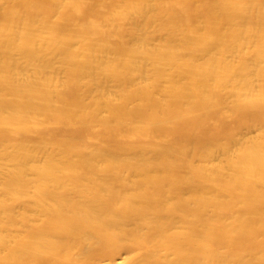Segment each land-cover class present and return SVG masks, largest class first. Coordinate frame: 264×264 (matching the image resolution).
I'll return each mask as SVG.
<instances>
[{
  "label": "bare ground",
  "instance_id": "1",
  "mask_svg": "<svg viewBox=\"0 0 264 264\" xmlns=\"http://www.w3.org/2000/svg\"><path fill=\"white\" fill-rule=\"evenodd\" d=\"M0 264H264V0H0Z\"/></svg>",
  "mask_w": 264,
  "mask_h": 264
}]
</instances>
